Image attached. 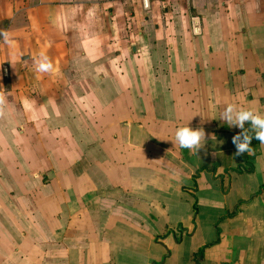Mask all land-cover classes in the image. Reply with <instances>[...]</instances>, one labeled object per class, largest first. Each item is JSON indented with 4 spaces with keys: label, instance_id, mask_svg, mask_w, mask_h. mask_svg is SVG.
<instances>
[{
    "label": "crops",
    "instance_id": "obj_1",
    "mask_svg": "<svg viewBox=\"0 0 264 264\" xmlns=\"http://www.w3.org/2000/svg\"><path fill=\"white\" fill-rule=\"evenodd\" d=\"M148 3L0 0V264H264V0Z\"/></svg>",
    "mask_w": 264,
    "mask_h": 264
},
{
    "label": "clouds",
    "instance_id": "obj_2",
    "mask_svg": "<svg viewBox=\"0 0 264 264\" xmlns=\"http://www.w3.org/2000/svg\"><path fill=\"white\" fill-rule=\"evenodd\" d=\"M145 8L149 7L148 0H144ZM198 19H193V33L200 34V28L198 25ZM0 43L7 45L10 49L15 48V40L13 34L9 30L0 29ZM35 72L37 74H55L57 68L43 51L39 53L38 57L34 59ZM39 78V75L37 76ZM5 103V97L0 93V106ZM2 114V112H0ZM220 119L227 123L229 127L238 126L243 131L233 137V143L236 146V155L240 156L244 153L248 155L253 154L252 140L255 138L261 145H264V115H261L255 109L238 107L234 103H229L224 111L221 113ZM250 124L251 134L248 129H245V123ZM206 140L205 132L202 128L193 129L189 126L179 127L175 132L174 143L183 149H188L195 152L204 146Z\"/></svg>",
    "mask_w": 264,
    "mask_h": 264
},
{
    "label": "trees",
    "instance_id": "obj_3",
    "mask_svg": "<svg viewBox=\"0 0 264 264\" xmlns=\"http://www.w3.org/2000/svg\"><path fill=\"white\" fill-rule=\"evenodd\" d=\"M250 134H251V132H250ZM259 144V141L258 140H256L255 138H253V140H252V148L254 149V152H253V154H251V155H248L247 153H246V156H245V165H244V169H246V170H251L253 167H254V165L252 164V159H253V157L256 155V148H257V145ZM202 253V249H200L196 254L197 255H202L201 254Z\"/></svg>",
    "mask_w": 264,
    "mask_h": 264
},
{
    "label": "built area",
    "instance_id": "obj_4",
    "mask_svg": "<svg viewBox=\"0 0 264 264\" xmlns=\"http://www.w3.org/2000/svg\"><path fill=\"white\" fill-rule=\"evenodd\" d=\"M194 18H197V19H198V22H199V23H198L197 26H198V27L200 28V30H201V24H200V19H199V17H198V16H193V17L191 18V23H190V25H191V31H192V29H193V19H194ZM192 33H193V31H192ZM200 33H201V31H200ZM193 35H196V34L193 33ZM199 35H200V34H199Z\"/></svg>",
    "mask_w": 264,
    "mask_h": 264
}]
</instances>
